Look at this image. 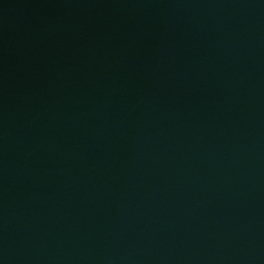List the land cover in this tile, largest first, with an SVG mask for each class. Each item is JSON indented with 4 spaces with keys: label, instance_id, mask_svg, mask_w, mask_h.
I'll use <instances>...</instances> for the list:
<instances>
[{
    "label": "water",
    "instance_id": "obj_1",
    "mask_svg": "<svg viewBox=\"0 0 264 264\" xmlns=\"http://www.w3.org/2000/svg\"><path fill=\"white\" fill-rule=\"evenodd\" d=\"M0 264H264V0H0Z\"/></svg>",
    "mask_w": 264,
    "mask_h": 264
}]
</instances>
